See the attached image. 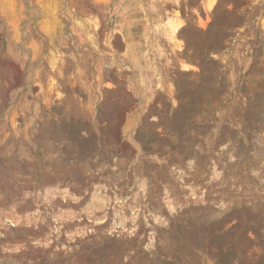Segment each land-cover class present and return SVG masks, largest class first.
<instances>
[{
	"label": "rangeland",
	"instance_id": "rangeland-1",
	"mask_svg": "<svg viewBox=\"0 0 264 264\" xmlns=\"http://www.w3.org/2000/svg\"><path fill=\"white\" fill-rule=\"evenodd\" d=\"M0 264H264V0H0Z\"/></svg>",
	"mask_w": 264,
	"mask_h": 264
}]
</instances>
